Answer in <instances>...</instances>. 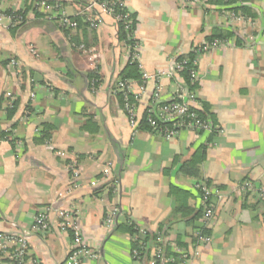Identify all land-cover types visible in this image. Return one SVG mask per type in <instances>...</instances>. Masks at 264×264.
I'll list each match as a JSON object with an SVG mask.
<instances>
[{
	"label": "crops",
	"instance_id": "1",
	"mask_svg": "<svg viewBox=\"0 0 264 264\" xmlns=\"http://www.w3.org/2000/svg\"><path fill=\"white\" fill-rule=\"evenodd\" d=\"M61 1L78 19L77 30L62 29L32 7L17 27L0 20V234L26 236L40 264H63L72 235L57 225L56 211L74 207L94 254L80 264H145L131 256L134 223L188 248L190 264H264V199L238 191L244 179L264 190V0H122L135 19L139 63L150 73L167 71L218 31L229 34V45L199 56L195 90L221 132L182 130L169 140L142 129L133 133L113 92L128 62L114 20L87 9V0ZM27 3L0 0V9L24 12ZM236 6L245 7L240 11L247 21L227 26L223 7ZM91 20L97 27L89 26ZM93 71L100 78L95 90ZM160 82L164 98L187 90L183 78L162 76ZM151 86L138 103L140 117ZM202 146L198 176L191 177L181 166ZM71 164L80 168L78 183L71 180ZM114 177L111 190L106 184ZM203 179L221 194L213 198L208 245L191 237L202 225L194 184ZM111 208L117 219L106 227ZM40 211L49 216L47 233L33 228Z\"/></svg>",
	"mask_w": 264,
	"mask_h": 264
},
{
	"label": "built area",
	"instance_id": "2",
	"mask_svg": "<svg viewBox=\"0 0 264 264\" xmlns=\"http://www.w3.org/2000/svg\"><path fill=\"white\" fill-rule=\"evenodd\" d=\"M119 5L125 6L123 1L116 0ZM183 3H188L187 0H182ZM108 0H87L86 8L89 10H97L101 15H106L114 20V23L119 20L121 15H113L112 4ZM222 11L227 26L234 27L238 23L247 21L245 15L240 11L232 8H225ZM24 8H22L23 11ZM32 9L45 15L49 19L56 20L60 27L75 31L77 23L75 20L65 12L62 4L53 2L48 3L46 0L33 1ZM6 17L9 19V27H15L22 21V16L14 14L5 15L0 10V20ZM130 21L125 20V29L128 30ZM89 26L97 27L95 20H91ZM131 39H134V31L130 33ZM230 41L227 39H214L211 41H204L197 47L192 48L190 52L194 53L191 61L189 59L178 60L175 58L167 71H156L150 73L143 69L139 63L140 44L136 43L132 51H127L128 61H136L138 71L140 74V81L133 79H125L118 82L116 88H113L114 94L122 92L123 96V110L125 111L130 128L133 133L139 130L140 116L138 113V103L141 100L145 86L152 83L151 91L149 93L148 101L145 104L144 111L147 112V122L150 127V133L158 135L164 140H169L176 137L182 130L203 131L209 134H217L221 129L217 124H213L209 120L201 119L198 116V111L201 109L200 102L196 98V91L182 92L178 96L166 97L162 95L163 87L160 79L162 76L167 78H181V73L185 70L187 63H191L189 69L190 83H198V62L199 56L202 53L210 52L217 48L229 45ZM78 49L84 52H90V48L84 45H78ZM10 65L13 66L15 61L11 60ZM97 83V84H96ZM139 85V90L134 89V85ZM185 84V83H184ZM90 86L95 90L99 86L98 79H90ZM185 87V85H184ZM187 89V87H186ZM129 94L133 95L134 100H129ZM32 95V94H31ZM159 123H169V125H159ZM38 132V129L36 130ZM71 173V180L78 183L81 171L80 168L74 164L68 166ZM105 175H110L109 170H106ZM94 185L95 181H90ZM194 189L198 193L199 208L201 210L200 220L202 225L193 229L192 239L198 244L208 245L211 241V236L206 233L207 227L214 219L215 203L214 197H221L219 189L213 182L207 179L196 181ZM238 191L248 194L258 195V199H264V190L261 186H257L250 179H244L239 182ZM117 209L111 208L105 215L104 224L106 227H111L117 219ZM57 225L62 230H69L72 235V247L67 253L63 264H80L88 258H94V254L89 250L86 244L82 230L77 222V215L75 208H61L56 211ZM135 233L133 234V242L136 248H131V256L135 259L146 260L145 264H190L191 252L183 245L167 242L164 234L161 231L148 233L147 228L139 224H132ZM33 228L36 232L47 233L50 230L49 216L47 211L37 212L33 218ZM198 249H194L193 253L197 255ZM0 264H40L37 259L32 258L29 252V240L26 236L4 233L0 234Z\"/></svg>",
	"mask_w": 264,
	"mask_h": 264
},
{
	"label": "trees",
	"instance_id": "3",
	"mask_svg": "<svg viewBox=\"0 0 264 264\" xmlns=\"http://www.w3.org/2000/svg\"><path fill=\"white\" fill-rule=\"evenodd\" d=\"M33 1H40V0H27L28 3H27L26 10L24 12L23 11H11V10H5V9L4 10L0 9V10L5 15L14 14V15H17V16H22V21H23V20H25V13L27 11V8L28 7H32ZM46 1L48 3L57 2V3L62 4L61 0H46ZM108 1H110V2L114 1V3L112 4L113 5L112 6L113 15H121L119 20H117V22L115 23V25H116V41L118 43V46L120 47V50H123L124 52H127L128 50L132 51V49L135 48V45L137 43L136 39L135 38L131 39V35H130V33H132L134 31V29H135V19H134L133 15L126 9L125 6L119 5V3L116 2V0H108ZM234 1L235 0H225L224 4H228V3L231 4ZM232 9H235L237 11L242 10V12H245V7L236 6V7L232 8ZM71 19L76 21L77 28L75 30H77L78 27H79L78 19L75 16L71 17ZM125 20H129L131 22L128 30L125 29V24H124ZM22 21L20 23H22ZM17 26H15V27H17ZM10 28H14V27H10ZM61 28L62 29H66V28H63V27H61ZM66 30L71 32V30H68V29H66ZM227 35H229V34H225L224 35L223 32L221 33L220 31H218L215 34H213L212 36L208 37L206 40L207 41H211V40H214V39H225L224 37L227 36ZM71 36H72V40H74L73 35H71ZM74 43H76L75 44L76 46L84 45L86 48H88V46L86 44L77 43L76 41ZM193 56H194L193 52H188L186 54L179 55L178 58H180V59H178V60H183V59L185 60V58H186V59H189L191 61ZM137 65L138 64H137L136 61H128L125 64V66L122 68V70L117 74V77L115 79L113 87L116 88L118 82H121V81H123V80H125L127 78L133 79L134 81H140V74H139ZM185 67L186 68L181 73V76H182V78L184 80V83H185V86L187 87V90L193 92L199 86H198V83H194V84L190 83L189 69L191 67V63H187V65ZM92 78L98 79V82L100 81L99 75H98V73L96 71H93L90 74V79H92ZM115 95H117V97L119 98V101H120L121 106H122L123 102H124L123 101L122 92H117V93H115ZM128 97H129L130 101L134 100L133 95L129 94ZM198 116L201 119L209 120L213 124H216V122H215V114L212 111L211 107L205 102H201V109L198 111ZM147 117H148V114H147L146 111H144L143 114L140 117L139 130L142 129V130L148 131L150 133V127L148 126V122L146 120ZM159 125H169V123H159ZM40 132H41V134L43 136L48 135L47 132H46V128L45 127L41 128ZM204 154H205V146H202L199 150H196V152H195L193 157H191L189 160H186V161L183 162V164L181 166V170L185 174L190 175L191 177L192 176H198V173H199V170H200L199 169L200 168V162H201V159L203 158ZM197 155H198V158H196ZM116 182H117V177H114L110 182H108L106 184V186H109L111 188V190H112V187L115 185ZM196 192H197V197H198V195H199L198 193H200V192H198V191H196ZM246 194H248V193H246ZM200 214H201V210L199 208V213L197 215L200 217ZM195 228H197V227H195ZM129 231H130L131 235H133L135 233V230H134L132 225H129ZM191 237H192V234H191ZM134 247L136 248V244H135V242H132V247L131 248H134Z\"/></svg>",
	"mask_w": 264,
	"mask_h": 264
}]
</instances>
